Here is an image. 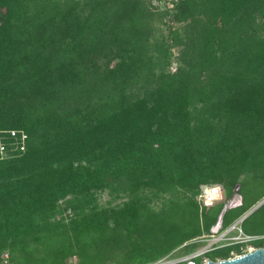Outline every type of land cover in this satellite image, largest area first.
Listing matches in <instances>:
<instances>
[{
	"label": "trees",
	"instance_id": "1",
	"mask_svg": "<svg viewBox=\"0 0 264 264\" xmlns=\"http://www.w3.org/2000/svg\"><path fill=\"white\" fill-rule=\"evenodd\" d=\"M0 134V264L195 247L226 206L202 204L204 187L227 200L240 185L223 228L264 198V0H0ZM246 244L264 238L205 256Z\"/></svg>",
	"mask_w": 264,
	"mask_h": 264
},
{
	"label": "rangeland",
	"instance_id": "2",
	"mask_svg": "<svg viewBox=\"0 0 264 264\" xmlns=\"http://www.w3.org/2000/svg\"><path fill=\"white\" fill-rule=\"evenodd\" d=\"M171 5L172 4L169 3V6H171ZM174 67H175V64L173 65V68ZM212 186H216L217 188L214 190H211V192H209L210 189L208 190V188L212 187ZM208 188L203 190L202 194L199 195V198H198L199 201L204 205H206L205 202H207L208 205H212V204L220 203L223 201H226V204H228L234 198L240 199L241 204L243 202L242 194H241V192L238 191V189L240 188L239 184L234 188L233 197H231L230 199H227V200H226V194H225V191H224V188L222 185L215 184V185L208 186ZM220 190H221V197L220 196L218 197ZM261 190H262L261 184L253 183V185L251 186V191L249 194L254 196V195L258 194ZM109 199H110V195L107 192H103L101 194V197H100V202L103 204H106ZM122 201H123L122 199H117V200L113 201V204L114 203H120ZM257 204L258 203H256L255 205H257ZM255 205H253L249 210H251ZM154 206L157 207L158 204L155 203ZM248 216H249V219H248L249 224L254 222L255 220H258L261 217H264V202L262 204H260L256 209H254ZM228 228L231 229V231L229 232V230H228L229 233L226 235L225 233H226ZM242 233H243V230L241 227V223H239V225H237L236 221H235L229 227L224 228L218 234H216V239H222L223 238L221 243H232L233 241L239 240L241 238ZM204 235L207 236L208 234H204ZM261 235H264V234H261ZM209 241H210V239H209ZM209 241L208 240H205V241L204 240H198L199 244L197 243L198 245H196L195 247L190 248V249H188V248L185 249V246H184L185 244H184L183 245L184 247L183 246L178 247L175 250H173L170 254L165 256L164 258H162L156 262L150 263V264H183L184 262L189 263V262L193 261L194 258L197 256H203L204 257L203 262H205L209 258L207 256H205V253L200 255V252L202 250L208 249L210 247L208 245ZM192 243L196 244L195 242H192ZM253 247H255V246H253V245L243 246V248H245L244 251L247 250V252L250 251V249H252ZM77 261H78V258L76 256H74L70 259V262H72V263H76Z\"/></svg>",
	"mask_w": 264,
	"mask_h": 264
},
{
	"label": "built area",
	"instance_id": "3",
	"mask_svg": "<svg viewBox=\"0 0 264 264\" xmlns=\"http://www.w3.org/2000/svg\"><path fill=\"white\" fill-rule=\"evenodd\" d=\"M9 132L11 133L12 136L17 137L19 139V141L21 143L20 146H19L20 150H25L26 140L28 138V134L25 131H23V130H17V129H12ZM15 148L17 149L18 147H15ZM7 149H8L7 145L4 143L3 137L0 134V155H1V157H4V156L7 155V153H8ZM207 188H208V186L204 187V190L207 189ZM216 188H217L216 186H212V187H209L208 190L210 189L209 192H211V190H214ZM219 196L221 197V190L219 192ZM235 200H237L236 203H233V201H235ZM205 204L208 205L207 202H205ZM239 205H241V200L238 199V198H234L232 201H230L228 204H226V209L227 208L236 207V206H239ZM239 223H242V222H238L237 225H239ZM223 229L224 228H223V225H222V218H220L219 221L214 226L211 234H208L207 236L203 235V236L197 238V240H204V241L205 240L209 241V239H210V241L208 243V245L210 247L208 249L202 250L200 252V255L204 254V253H206L208 251H211V250H213L215 248L223 247V246L229 244V243H221L223 238L222 239H216V234H218ZM228 230H229V232L231 231V229L228 228L226 233H225L226 235L229 233ZM262 238H264V235H249V234H245L243 232L242 235H241V238L239 240L233 241V242L250 243L253 240L262 239ZM248 245H251V244H246V246H248ZM256 248L257 247H253L252 249H250V251L253 250V249H256ZM242 249H243V253L242 254H236L234 251H232L231 252L232 256L230 258L237 257V256H240V255H243V254L247 253V250L244 251L245 248L242 247ZM4 263L5 264H11L10 261H9V254L8 253L5 254Z\"/></svg>",
	"mask_w": 264,
	"mask_h": 264
},
{
	"label": "water",
	"instance_id": "4",
	"mask_svg": "<svg viewBox=\"0 0 264 264\" xmlns=\"http://www.w3.org/2000/svg\"><path fill=\"white\" fill-rule=\"evenodd\" d=\"M263 202H264V198L261 201H259L258 204L255 205L251 210H248L246 213H244L237 221L243 222L244 219H246L248 215ZM225 211H226V206L223 208L220 218H222ZM188 264H196V263L194 261H191ZM203 264H264V247H258L243 255L233 258L222 259L217 261L208 259Z\"/></svg>",
	"mask_w": 264,
	"mask_h": 264
},
{
	"label": "bare ground",
	"instance_id": "5",
	"mask_svg": "<svg viewBox=\"0 0 264 264\" xmlns=\"http://www.w3.org/2000/svg\"><path fill=\"white\" fill-rule=\"evenodd\" d=\"M210 194V193H209ZM218 197H219V195H218ZM233 203H236V200L235 201H233ZM238 223V221L236 222V224Z\"/></svg>",
	"mask_w": 264,
	"mask_h": 264
}]
</instances>
